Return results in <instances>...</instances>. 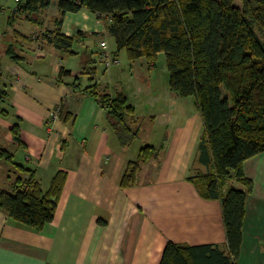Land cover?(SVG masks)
Returning <instances> with one entry per match:
<instances>
[{
  "label": "crops",
  "instance_id": "0c3cea01",
  "mask_svg": "<svg viewBox=\"0 0 264 264\" xmlns=\"http://www.w3.org/2000/svg\"><path fill=\"white\" fill-rule=\"evenodd\" d=\"M16 17L10 23L7 17L10 32L0 36V106L6 110L0 115V147L12 154L11 162L0 158L5 189L26 175L15 164L33 170L43 190L58 171L64 180L53 217L40 230L0 208V264H159L167 241L217 245L227 253L221 202L205 195V182L197 177L209 165L199 161L202 118L194 101L185 110L178 107L183 98L165 97L161 113L150 115L157 122L151 139L135 144L133 126L134 139L122 146L104 109L84 88L95 81L111 95L124 89L95 77L90 81L88 74L73 85V75H58L61 66L76 71L84 58L98 59L102 40L117 58L108 20L84 7L60 17L56 0L40 8L33 21ZM56 27L73 36L71 51L47 41L44 35ZM56 107L57 117L51 118ZM13 124L20 143L13 138ZM162 127L168 128L164 135L158 131ZM145 144L155 153L141 164L135 182L121 186L128 161L136 160ZM242 172L252 187L235 264H264V150L246 158ZM229 184L241 186L235 179Z\"/></svg>",
  "mask_w": 264,
  "mask_h": 264
},
{
  "label": "trees",
  "instance_id": "16d2710c",
  "mask_svg": "<svg viewBox=\"0 0 264 264\" xmlns=\"http://www.w3.org/2000/svg\"><path fill=\"white\" fill-rule=\"evenodd\" d=\"M53 0H15L10 23L17 14L33 21L40 8ZM60 17L84 7L108 20L116 51L126 49L130 60L163 52L168 85L180 96H192L202 118L198 141L199 161L209 165L197 176L205 182V195L221 202L228 251L217 245H187L167 241L159 264H235L242 239L245 198L252 187L242 172L243 161L264 150V0H56ZM54 47L71 51L73 36L56 27L44 35ZM12 54V47H7ZM99 59V58H98ZM80 70L60 67L58 75L80 74L94 80L97 58H84ZM100 61V60H99ZM84 90L104 109L120 145H128L137 129L130 125L133 106L125 91L111 95L96 82ZM4 91H1L3 93ZM0 93V98H1ZM6 110L0 106V115ZM20 143L19 127H11ZM155 153L143 145L134 161H128L120 185L135 182L142 163ZM0 158L12 154L0 147ZM25 176H16L11 189L0 187V208L13 219L36 230L50 221L64 180L58 171L47 190L33 170L15 164ZM237 180L241 186L228 183ZM227 186L226 190L223 188Z\"/></svg>",
  "mask_w": 264,
  "mask_h": 264
},
{
  "label": "rangeland",
  "instance_id": "374dc122",
  "mask_svg": "<svg viewBox=\"0 0 264 264\" xmlns=\"http://www.w3.org/2000/svg\"><path fill=\"white\" fill-rule=\"evenodd\" d=\"M235 3L240 5V0H235ZM14 9V0H0V36L3 38L10 32L6 25V19L14 12ZM17 16L19 15L17 14ZM63 56L65 57V54ZM116 57L118 60L115 63L117 64L116 67H113L112 64L105 66L102 61L97 59L94 77L102 84L108 83L119 89L122 87L128 94L129 103L133 106L134 111L133 119H128L127 122L129 121L131 126L137 127L138 138L135 139V144H138L142 141L141 138L151 139L150 136L153 131L151 125L157 122L152 123L150 115H159L161 113L162 106L160 103L162 99L165 97L183 98L182 105L178 107H183L186 110L190 104L188 102H193L191 101L193 97L180 96L177 92L169 88L168 71L166 69L163 52H158L152 59L143 55L140 58L130 60L127 56L126 49H121ZM111 66L113 67L112 70ZM166 129L168 128L162 127L158 131L164 135ZM15 160L17 161L16 155ZM1 173L2 170L0 169V185L2 184L1 187L4 189L5 187L8 188V185L5 186L6 177H3Z\"/></svg>",
  "mask_w": 264,
  "mask_h": 264
},
{
  "label": "built area",
  "instance_id": "2783aa9c",
  "mask_svg": "<svg viewBox=\"0 0 264 264\" xmlns=\"http://www.w3.org/2000/svg\"><path fill=\"white\" fill-rule=\"evenodd\" d=\"M100 47H101V52L99 54V60L102 61L105 64V66L110 65V64H115L118 62L117 58L112 57L109 54V51L107 49V45H106L104 40L100 41ZM57 113H58V108L56 107V108L50 110L49 116L51 118H56Z\"/></svg>",
  "mask_w": 264,
  "mask_h": 264
}]
</instances>
